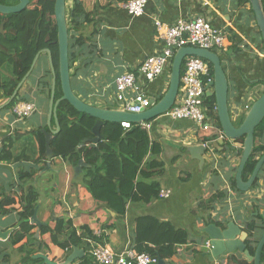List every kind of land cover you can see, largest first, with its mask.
Masks as SVG:
<instances>
[{
    "label": "crops",
    "instance_id": "1",
    "mask_svg": "<svg viewBox=\"0 0 264 264\" xmlns=\"http://www.w3.org/2000/svg\"><path fill=\"white\" fill-rule=\"evenodd\" d=\"M82 1L85 10L91 13V23L82 27L77 35L93 36L97 45L70 69L73 90L84 102L119 109L117 78L137 71L146 58L161 51L155 19L171 25L180 18L195 17H204L228 33L226 50L219 55L228 78V105L233 122L245 117L261 96L263 86L253 87L252 84L264 81V43L250 2L148 0L145 14L133 18L125 10V3ZM75 71L78 74L73 79ZM170 76L171 68H168L147 87V95L163 93L169 86ZM27 85L25 82L19 93L28 96L37 107L29 119L19 121L12 108H3L7 102L0 101V231L10 232L7 240L0 239V264H30V257L42 260L43 264H66L75 249L70 251L53 242L59 219L72 220L77 229L88 228L102 235L105 244L121 253L133 248L135 222L140 216L170 222L190 234V242L179 247L177 255L158 264H229L230 258L223 263L207 257L210 241L202 234L207 222L234 221L246 230V224L258 216L255 207H259V214L264 210V169L257 187L247 193H239L232 187L242 157L239 156L243 149L240 142L226 140L221 131L219 137L209 141L206 131L191 121H174L166 114L158 117L149 123L152 138L162 146L160 158L166 170L157 181L161 190H170L171 195L149 203H130L126 214L119 216L93 198L82 185L81 176L75 177L74 168L68 162L56 157L49 160L47 149L42 153L38 132L50 130L49 103L35 102L33 93L32 97L29 94L31 87L27 93L25 91ZM222 139L232 145L236 153L222 154L224 143H219ZM255 142L264 145V131ZM202 144L211 146L204 155L203 165L188 151ZM30 191L36 192L38 197L30 219L33 228L22 242L12 246L9 240L19 229L23 200ZM219 194H224L225 198L219 199ZM87 240L77 248L83 251L82 257L72 264H80L90 255L93 245ZM236 257L240 259L244 255L238 253Z\"/></svg>",
    "mask_w": 264,
    "mask_h": 264
},
{
    "label": "trees",
    "instance_id": "2",
    "mask_svg": "<svg viewBox=\"0 0 264 264\" xmlns=\"http://www.w3.org/2000/svg\"><path fill=\"white\" fill-rule=\"evenodd\" d=\"M73 4L67 13L69 27V62L70 69L74 68L78 60H82L93 52L97 45L94 38H85L77 35L86 24L91 23V13L85 10L82 0H72ZM119 3H127L129 0H115ZM263 7H264V0ZM56 0H30L28 6L20 13L0 14V27L4 23V33L0 34V93L7 101L13 96L19 84L26 78L31 69L35 57L45 50L51 52L54 67L57 73L56 100L63 93L59 71V45L58 28L55 19ZM241 3L249 0H240ZM19 0H0V4L6 6L17 5ZM264 43V42H263ZM211 73L214 76L210 63ZM185 63L182 72H184ZM39 72H38V69ZM75 71L72 78H76ZM29 93H33L35 99L46 101L48 104L52 89V72L48 60V53L41 54L39 62L27 79ZM263 86L260 95L264 92V81L252 84ZM34 89V90H33ZM159 92L151 96L152 101L158 102L164 97ZM30 102L28 96L18 93L17 98L6 109L20 102ZM93 106L100 107L99 104ZM206 115L210 128L206 131L209 141L219 137L221 126L216 112L215 96H207L205 100ZM57 119L60 124V132L52 139L51 148L56 158H61L73 168L81 160L87 164L81 176L82 185L89 191L93 198L105 203L108 208L117 215L123 216L127 212L130 203H149L159 198L161 184L158 178L165 175V164L160 158L163 152L161 144L151 136L142 125L131 124L130 129H125L122 124L105 123L101 129L102 140L97 147H91L90 143L83 145L87 139L94 137L93 128L97 119L77 111L69 102H60L57 109ZM244 120L242 116L236 126H240ZM154 121V120H153ZM150 121L148 123H151ZM54 124V119L52 121ZM52 124V125H53ZM55 125V124H54ZM264 131V120L257 128L255 139ZM41 142V151L46 153V138L43 131L38 132ZM208 140V139H207ZM243 145L244 138L238 139ZM239 152V156H242ZM218 153V151H217ZM222 154H234L236 150L229 143H224ZM264 155V145L255 142L252 154L247 162L243 181L247 182L254 172L256 165ZM257 178L253 187H257ZM232 187L239 193H244L237 188L236 179L232 181ZM219 199L225 198L219 194ZM38 197L37 193L30 191L23 200V211L20 213L19 229L12 234L10 245L15 246L22 242L30 233L33 226L30 219L35 213ZM259 211V207H255ZM255 208L254 211H255ZM253 211V212H254ZM259 222V223H258ZM215 224L223 226L214 220L207 222V226ZM45 232L47 229H43ZM264 230V221L261 214L246 224V232L249 235L247 248L251 255L255 254L257 245ZM135 240L133 249L138 253H147L157 259L173 258L177 255L178 248L190 242V234L183 228H177L170 222L161 221L153 216H140L135 222ZM53 242L60 247L72 250L83 245L85 239H90L100 244H105L102 235L93 233L88 228L77 229L72 220L59 219L52 235ZM30 264H43L42 260L31 258ZM261 263L264 264V247L261 255ZM80 264H93L91 255H86ZM229 264H254L245 257L238 259L231 257Z\"/></svg>",
    "mask_w": 264,
    "mask_h": 264
},
{
    "label": "water",
    "instance_id": "3",
    "mask_svg": "<svg viewBox=\"0 0 264 264\" xmlns=\"http://www.w3.org/2000/svg\"><path fill=\"white\" fill-rule=\"evenodd\" d=\"M252 6V10L255 14L256 22L260 30L263 42H264V7L262 0H249ZM30 0H19L17 5L6 6L0 4V14L10 15L22 12L29 4ZM67 0H56L55 2V19L58 28V45H59V71H60V82L62 89V97L56 100L57 90V73L54 67L53 58L49 50L44 52L48 53V60L52 72V89L51 97L49 101V116L48 126L49 132H45L46 137V149L49 160L55 158L53 150L51 148L52 139L60 132V124L57 119V109L62 101L69 102L77 111L83 114L90 115L97 119L96 125L93 128L94 137L87 139L83 142V145L90 143L91 147H97V144L102 140L101 129L105 123H130L135 125H142L157 119L160 116L167 114L175 104L176 98L180 89L181 75L184 63L188 57H198L206 62L210 63L213 68L214 81L212 83L213 91L208 92L207 96H215L216 98V112L219 118L221 130L226 140L237 141L238 139L244 138L242 157L236 174L237 188L247 193L253 187L260 173L264 169V155L259 160L258 164L251 177L247 182L243 181V172L247 162L250 159L254 145H255V133L257 128L261 125L264 120V92L263 94L253 103L249 112L245 115L243 122L240 126H236L233 122L228 105L229 96V83L227 74L222 65L221 56L214 52L205 49H198L194 47L181 48L177 51L174 56L173 63L171 66V76L169 87L164 97L154 103V105L140 114H131L121 109H106L96 107L84 102L80 99L73 90L71 73H70V62H69V27L67 21ZM4 23L0 27V34L4 33ZM39 53L31 66L26 78L19 84L13 96L3 106H8L17 98V95L27 82V79L36 68L40 56ZM54 119L55 128H53L52 121ZM219 143L223 145L224 140H220ZM191 156L198 160L202 165L204 164V155L207 152V148L204 144L193 146L188 149ZM87 164L84 160L74 167L75 177L77 178L83 172L84 167ZM259 215V211H257ZM264 221V210L261 213ZM10 232L0 231V239L7 240ZM202 234H205L207 239L210 241V250L206 253L207 257L211 261L221 260L223 263L225 259L236 257L238 253L244 255V257L254 264L261 263V255L264 247V230L261 239L257 245L254 255H251L247 248L248 233L244 228L236 224L234 221H230L223 226H217L210 224L202 230ZM83 251L75 248L73 255L69 257L66 264H72L73 260L81 258ZM162 259H159V263Z\"/></svg>",
    "mask_w": 264,
    "mask_h": 264
},
{
    "label": "built area",
    "instance_id": "4",
    "mask_svg": "<svg viewBox=\"0 0 264 264\" xmlns=\"http://www.w3.org/2000/svg\"><path fill=\"white\" fill-rule=\"evenodd\" d=\"M148 0H129L124 4L125 10L133 18L143 16ZM157 36L162 48L154 56L146 58L137 71L127 72L116 80V100L119 109L131 114H140L153 106L147 95V87L159 79L166 69H170L177 51L181 48L194 47L214 51L218 54L227 47L228 33L226 29L214 25L204 17L180 18L175 24L168 25L159 19L154 21ZM214 76L208 62L198 57H188L184 72L181 75L180 89L172 109L166 114L172 120L193 122L202 130L210 128L206 115L205 100L209 91H213ZM169 87V86H168ZM167 87V89H168ZM167 89L163 92L166 93ZM19 121L29 119L37 107L33 102L20 101L12 108ZM130 129V123H122ZM142 126L150 130V124ZM207 151L211 146L204 144ZM170 190L162 189L159 198H169ZM92 244L90 255L94 264H158L159 259L147 253H138L133 248L121 253L115 252L109 245L87 240ZM210 248V244H207Z\"/></svg>",
    "mask_w": 264,
    "mask_h": 264
},
{
    "label": "rangeland",
    "instance_id": "5",
    "mask_svg": "<svg viewBox=\"0 0 264 264\" xmlns=\"http://www.w3.org/2000/svg\"><path fill=\"white\" fill-rule=\"evenodd\" d=\"M72 4H73V1L72 0H67V12L70 10V8H71V6H72ZM38 69V72H39V69L40 68H37ZM25 91H26V93H27V90L29 89V87H28V85H27V87H25ZM34 90V89H33ZM29 94H31V92L29 93ZM31 97H32V94L30 95ZM33 97H34V94H33ZM35 98V97H34ZM0 101H2V103H6V102H8L6 99H4L3 97H2V93H0ZM34 101L36 102H38L39 100H37V99H34ZM38 106H40V105H38Z\"/></svg>",
    "mask_w": 264,
    "mask_h": 264
},
{
    "label": "flooded vegetation",
    "instance_id": "6",
    "mask_svg": "<svg viewBox=\"0 0 264 264\" xmlns=\"http://www.w3.org/2000/svg\"><path fill=\"white\" fill-rule=\"evenodd\" d=\"M249 238V237H248Z\"/></svg>",
    "mask_w": 264,
    "mask_h": 264
}]
</instances>
